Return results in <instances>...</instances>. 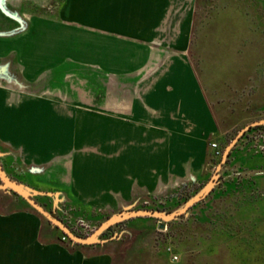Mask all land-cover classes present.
Instances as JSON below:
<instances>
[{
    "label": "crops",
    "instance_id": "0c3cea01",
    "mask_svg": "<svg viewBox=\"0 0 264 264\" xmlns=\"http://www.w3.org/2000/svg\"><path fill=\"white\" fill-rule=\"evenodd\" d=\"M27 1L32 2L10 0L8 5L19 10ZM185 1L61 0L54 16L45 19L50 27L32 28V13L20 12L26 29L0 37V63L9 58L27 83L43 70L79 73L86 66L108 78L107 104L83 108L70 105L68 97L67 102L35 99L15 114L3 112L4 130L20 123L13 126V141L31 143L26 148L35 163L60 157L55 164L60 173L48 181L28 176L38 188L62 191L82 215L105 214L126 202L168 203L210 179L221 159L211 144L223 153L231 129L220 126L188 56L190 12L181 27H163ZM2 18L0 13V30L16 26L6 27ZM33 36H40L37 44ZM0 93L6 100L7 91ZM258 142L248 136L236 144L200 206L211 212L220 201L223 214L235 209L237 217L224 220L222 227L251 228L253 244L254 223L264 207L252 198L264 192V152L255 151ZM10 203L0 204V264H113L115 247L64 243L38 214L18 200ZM247 210L252 214L241 220L240 212Z\"/></svg>",
    "mask_w": 264,
    "mask_h": 264
},
{
    "label": "rangeland",
    "instance_id": "374dc122",
    "mask_svg": "<svg viewBox=\"0 0 264 264\" xmlns=\"http://www.w3.org/2000/svg\"><path fill=\"white\" fill-rule=\"evenodd\" d=\"M60 1H27L18 11L24 14L32 13V28H48L50 26L46 24L45 19L54 16ZM174 6L178 9L176 3ZM183 7L182 10L174 9L175 12L170 13L163 27H181L187 21L184 13L190 12L192 34L188 56L220 126L231 129L229 132L231 141L243 126L264 119V4L260 0H186ZM3 20L6 22V27L13 26L12 21ZM34 38L37 44L40 36ZM9 60L6 58L1 62ZM10 68L19 75L14 67ZM56 69L43 70L32 80V83L25 82L19 75L22 87L0 81V91H7L6 100H0V164L9 178L32 191L57 194L59 218L76 232L89 236L105 220L104 218L101 221L85 220L82 214L75 211L74 204L65 193L60 190H41L34 184L33 178L28 177L32 175L41 179L40 181H48L51 178L49 175L59 174L60 170L55 165L59 161V155L54 154L44 163H35L36 156L26 148L32 144L13 141V129L20 123L16 121L19 123L17 126L12 122L6 130L3 128L5 123L2 120L3 112L15 114L19 107L21 109L35 103V99L67 102L68 97L70 105L83 108H93V104L98 106L108 103V78L102 71L94 74L90 66H86L84 71L79 73ZM263 141L264 139H261L258 143ZM252 198L256 202L264 203V192H258ZM12 199L18 200L13 197ZM10 200L11 198H5L4 194L0 193L1 205L9 206ZM40 200L51 207V200ZM19 203L21 207L29 209L25 203ZM160 203L162 202H158ZM166 203L163 202L161 205H167ZM220 203V201L213 203L214 210L211 212L203 209V213L199 214L200 207L196 208L195 212L190 210L187 220L174 224L152 220L145 221L137 227L132 223V225L127 222L122 223L118 227L119 230L131 234L129 240L134 241L130 247L127 246L128 249L123 244V240L115 243L110 235L102 239L108 241L99 245H103L104 249L109 251L115 247L113 264H264V207L257 214L258 218L254 223L257 236L254 239L256 243L253 244L251 228L236 229L232 226L229 230L223 227L221 231L216 232L211 231L208 224L201 222L206 219V215L217 224L220 222L223 224L224 220H234V216L237 217L235 209L223 214ZM204 205L205 203L201 206L204 208ZM136 208H140L139 201L117 204L115 210L105 213L104 217ZM225 210L223 209V212H226ZM240 214L243 220L252 213L247 210ZM195 217L199 219H193ZM161 224L163 228H160ZM45 227L61 237V234L51 226ZM137 230L143 231L140 236H135ZM236 234H240V238H237ZM223 241L227 244H221ZM213 243L215 248L206 249V245ZM168 246L179 255L178 262H171L166 255ZM120 249L126 252L120 254Z\"/></svg>",
    "mask_w": 264,
    "mask_h": 264
},
{
    "label": "water",
    "instance_id": "95a60500",
    "mask_svg": "<svg viewBox=\"0 0 264 264\" xmlns=\"http://www.w3.org/2000/svg\"><path fill=\"white\" fill-rule=\"evenodd\" d=\"M8 1L10 0H0V13L4 19L10 20L16 23L14 28L8 30H0V37H11L16 34L23 32L26 29L27 21L22 17L17 8H12L8 5ZM10 61H6L4 63H0V81L18 85L22 87L21 77L14 72L11 71ZM256 126H264V119L252 122L245 127H243L235 137L226 145L221 155L220 162L216 166V169L210 179L206 182V184L198 190V192L193 195L189 200H187L181 207L173 210L170 213H165L159 210H148V209H140L136 208L133 210H129L128 212L122 213L118 212L115 214H111L109 217L104 218L98 227L93 231V233L89 236H80L74 233V229L66 225L61 219L57 218L59 208L58 205V195L50 192H40V191H32V189L27 188L23 184L9 178L2 168L0 164V193L5 196L17 198L16 196L22 198L35 212L46 219L51 228H56L61 231L71 242V245H95L102 244L106 240L100 239V236L103 232L108 230L110 227L115 226L118 223H122L125 221H130L136 218H153L157 219L163 223L173 221L178 219L180 216L185 215L187 217L190 214L191 208L197 203L207 201V196L210 194V191L217 185V181L219 178V172L223 168V165L229 158V154L235 148L236 144L240 141V138L253 127ZM30 171V170H29ZM32 172V170L30 171ZM40 199H48L51 200L52 212L48 211L41 203ZM164 226L161 224L160 228ZM115 233L113 234L111 239L123 240V244L126 246H131L134 241L129 240V235L126 231L119 230L118 227L115 228ZM140 231H135V236L139 235ZM128 236V238H127ZM125 238V239H123ZM128 239V240H127ZM125 248V250H126ZM128 249V248H127ZM125 250L120 249L119 253H124ZM126 252V251H125ZM125 257V254H124ZM123 257V258H124ZM125 259V258H124Z\"/></svg>",
    "mask_w": 264,
    "mask_h": 264
},
{
    "label": "trees",
    "instance_id": "16d2710c",
    "mask_svg": "<svg viewBox=\"0 0 264 264\" xmlns=\"http://www.w3.org/2000/svg\"><path fill=\"white\" fill-rule=\"evenodd\" d=\"M263 2V4H264V0H260V2ZM256 131H262V132H264V126H256V127H253V128H251L249 131H247L245 134H244V136L242 137V138H244V137H246L247 135H249L250 133H252V132H256ZM234 150V149H233ZM233 150L231 151V153L229 154V158H228V160L225 162V164H228V162H229V159H230V157H231V155H232V152H233ZM224 164V165H225ZM224 165H223V167H224ZM204 186V185H203ZM202 188V187H201ZM183 190V189H182ZM198 190L199 189H197V190H195L193 193H191V194H185L184 192H178V194H177V196H176V198L174 199V200H172V201H170V202H168V203H166L167 205H161L162 203H160V204H158V202H155V203H153V205L152 206H147V205H142L141 207H140V209H148V210H159V211H162V212H165V213H170V212H172L173 211V209L175 210V209H177V208H179V207H181L187 200H189L193 195H195L197 192H198ZM212 191H213V189L210 191V194L207 196V198L206 199H208V198H210V196H211V194H212ZM17 197V199L19 200V202H23V203H25L26 204V206L29 208V210L30 211H32V212H34V213H36L35 212V210H33L22 198H20V197H18V196H16ZM46 201V200H45ZM40 203L48 210V211H50V212H52L51 210H52V208L50 207V206H48V204H46V202H44V201H42V200H40ZM206 204V202H205V200L204 201H201V202H199V203H197L196 205H194L192 208H191V210L193 211V212H195V210H196V208H198V207H200L202 204ZM166 206V207H165ZM168 206V207H167ZM202 214L203 213V211L201 210V209H199V214ZM37 214V213H36ZM198 214V213H197ZM193 215H195V213H193ZM192 215V216H193ZM40 216V215H39ZM105 216V214L104 213H96V214H94V213H85V212H83V218L85 219V220H89V221H93V220H98V221H101L103 218H106V217H104ZM41 217V216H40ZM57 218H59V216H56ZM199 218H201V216H199ZM199 218H197V217H195V218H193V219H195V220H197V219H199ZM205 218L206 219H204L203 221H201V222H203V223H206V224H208V226H209V228L211 229V231H216V232H218V231H221L222 230V224H221V222L219 223V224H217V223H215V221L214 222H212V218L211 217H207V215L205 216ZM41 219L43 220V222L45 223V225H47V226H50V223L46 220V219H44L43 217H41ZM59 219H61V218H59ZM62 220V219H61ZM152 220H157V219H153V218H136V219H132V220H130V221H125V222H127L128 224L130 223H132V224H134L135 226H139V224H135V223H143V222H145V221H152ZM183 220H187V217H185V215H182V216H180L178 219H176V220H173V221H169V222H165V223H167V224H174L175 222H183ZM63 221V220H62ZM66 225H68L65 221H63ZM125 222H122V223H125ZM122 223H118V224H116L115 226H112V227H110L108 230H106L105 232H103L102 233V235L100 236V239H103L104 237H106L107 235H110V237H112L113 236V234L115 233V228L116 227H119V225L120 224H122ZM164 223V224H165ZM131 224V225H132ZM69 226V225H68ZM206 226V225H205ZM70 227V226H69ZM207 227V226H206ZM231 228H229V230H230ZM233 229V228H232ZM54 230L57 232V233H60L61 234V237H60V240L61 241H63L62 240V237H65L66 238V242H67V244H71V242L69 241V239L61 232V231H59V230H57L56 228H54ZM141 232H143V231H140V234H141ZM74 233H76L77 235H80V236H85L84 234H82V233H79V232H76L75 230H74ZM140 234H139V236H140ZM113 240V242H115V243H119V242H121L122 240H116V239H112ZM64 241V242H65ZM215 243H213V244H208V245H206V247L207 246H212V248L214 247L215 248V245H214ZM95 245H98V244H95ZM74 246H79V245H74ZM174 253H176V252H174ZM166 254V253H165ZM177 254V253H176ZM166 255H168V254H166Z\"/></svg>",
    "mask_w": 264,
    "mask_h": 264
},
{
    "label": "built area",
    "instance_id": "2783aa9c",
    "mask_svg": "<svg viewBox=\"0 0 264 264\" xmlns=\"http://www.w3.org/2000/svg\"><path fill=\"white\" fill-rule=\"evenodd\" d=\"M211 147H212L213 149H215V153H214V155H215L216 157H221V155H222V151L218 149L217 144H216V143H212V144H211ZM255 151H256L257 153L264 152V141L256 146ZM62 240L65 241L66 238H65V237H62ZM166 253L168 254V256H169L171 262L174 263V262H178V261H179V255L176 254V253H174V252L172 251V248H171L170 246H168V247L166 248Z\"/></svg>",
    "mask_w": 264,
    "mask_h": 264
},
{
    "label": "flooded vegetation",
    "instance_id": "af4514ba",
    "mask_svg": "<svg viewBox=\"0 0 264 264\" xmlns=\"http://www.w3.org/2000/svg\"><path fill=\"white\" fill-rule=\"evenodd\" d=\"M249 131V130H248ZM246 133V132H245ZM244 136V135H243ZM242 136V137H243ZM248 136H251L253 137L254 139L258 140V141H261V139H264V132L262 131H256V132H252L250 133L249 135H247L246 137ZM240 138V140H242L243 138Z\"/></svg>",
    "mask_w": 264,
    "mask_h": 264
}]
</instances>
